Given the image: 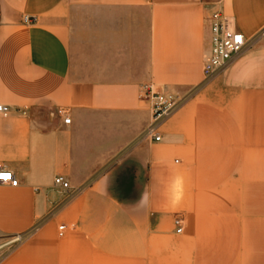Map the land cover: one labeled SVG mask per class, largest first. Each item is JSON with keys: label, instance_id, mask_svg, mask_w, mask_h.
Masks as SVG:
<instances>
[{"label": "crops", "instance_id": "crops-1", "mask_svg": "<svg viewBox=\"0 0 264 264\" xmlns=\"http://www.w3.org/2000/svg\"><path fill=\"white\" fill-rule=\"evenodd\" d=\"M208 3L264 29V0H0V264H264V40L205 81ZM147 84L189 96L160 142Z\"/></svg>", "mask_w": 264, "mask_h": 264}, {"label": "built area", "instance_id": "built-area-1", "mask_svg": "<svg viewBox=\"0 0 264 264\" xmlns=\"http://www.w3.org/2000/svg\"><path fill=\"white\" fill-rule=\"evenodd\" d=\"M204 9L205 23L210 31V50L204 56L203 74L205 81H209L225 69L234 59L239 57L252 41L264 40V29L252 40H248L236 30L234 18L225 14L216 3H208ZM36 22V18H24L25 24L32 25ZM142 90V97L149 103L151 120L145 128L141 139L148 142H160L162 140L160 133L162 125L183 107L189 96H182L166 89L157 88L151 84L144 85ZM11 112V107L0 104V115L6 116L11 114ZM64 122L69 124L71 119L66 118ZM0 185L17 187L19 180L12 172L0 168ZM54 185L61 189L65 195L71 196V185L64 177H56ZM174 224L176 233L181 234L184 230V218L178 215ZM64 229V226L59 228L60 231ZM26 238V234L17 235L6 244L0 246V250L7 249L10 252L20 246Z\"/></svg>", "mask_w": 264, "mask_h": 264}]
</instances>
